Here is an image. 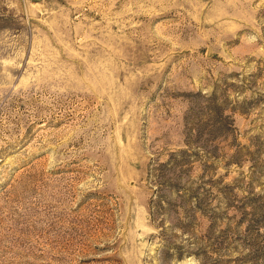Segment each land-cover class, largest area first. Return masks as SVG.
I'll list each match as a JSON object with an SVG mask.
<instances>
[{
	"label": "rangeland",
	"instance_id": "obj_1",
	"mask_svg": "<svg viewBox=\"0 0 264 264\" xmlns=\"http://www.w3.org/2000/svg\"><path fill=\"white\" fill-rule=\"evenodd\" d=\"M0 264H264V0H0Z\"/></svg>",
	"mask_w": 264,
	"mask_h": 264
}]
</instances>
